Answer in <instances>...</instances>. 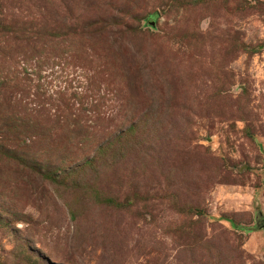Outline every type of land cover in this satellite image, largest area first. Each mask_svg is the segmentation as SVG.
I'll return each mask as SVG.
<instances>
[{
  "label": "rangeland",
  "instance_id": "1",
  "mask_svg": "<svg viewBox=\"0 0 264 264\" xmlns=\"http://www.w3.org/2000/svg\"><path fill=\"white\" fill-rule=\"evenodd\" d=\"M262 221L264 0H0V264H264Z\"/></svg>",
  "mask_w": 264,
  "mask_h": 264
},
{
  "label": "water",
  "instance_id": "2",
  "mask_svg": "<svg viewBox=\"0 0 264 264\" xmlns=\"http://www.w3.org/2000/svg\"><path fill=\"white\" fill-rule=\"evenodd\" d=\"M260 228L264 230V221H262Z\"/></svg>",
  "mask_w": 264,
  "mask_h": 264
},
{
  "label": "trees",
  "instance_id": "3",
  "mask_svg": "<svg viewBox=\"0 0 264 264\" xmlns=\"http://www.w3.org/2000/svg\"><path fill=\"white\" fill-rule=\"evenodd\" d=\"M152 17L150 16V19H151ZM260 226H261V224H260ZM260 226H258L259 228H260ZM261 229V228H260ZM263 230V229H262Z\"/></svg>",
  "mask_w": 264,
  "mask_h": 264
}]
</instances>
